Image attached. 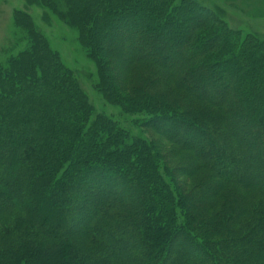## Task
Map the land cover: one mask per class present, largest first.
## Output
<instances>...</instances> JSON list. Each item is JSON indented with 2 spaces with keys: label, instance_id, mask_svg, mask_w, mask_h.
<instances>
[{
  "label": "trees",
  "instance_id": "trees-1",
  "mask_svg": "<svg viewBox=\"0 0 264 264\" xmlns=\"http://www.w3.org/2000/svg\"><path fill=\"white\" fill-rule=\"evenodd\" d=\"M114 1L61 0L68 19L61 16L89 45L104 98L148 111L144 126L164 124L155 131L189 164L166 167L169 183L151 144L93 115L77 77L26 19V49L0 61V264H166L178 238L195 256L176 253L174 264H264V179L253 174H264V43L223 31L214 10L194 1ZM144 21L154 30L120 62L118 79L131 73L135 82L122 97L101 64L99 34L125 38ZM163 24L184 47L161 46ZM107 49L118 59L119 47ZM194 81L212 86L208 94L195 93ZM221 81L228 85L216 93ZM202 137L212 147L213 137L222 140L218 155L196 144ZM7 183L13 197L4 196ZM113 187L134 198L111 196ZM72 217L84 218L80 228L65 225Z\"/></svg>",
  "mask_w": 264,
  "mask_h": 264
},
{
  "label": "rangeland",
  "instance_id": "rangeland-1",
  "mask_svg": "<svg viewBox=\"0 0 264 264\" xmlns=\"http://www.w3.org/2000/svg\"><path fill=\"white\" fill-rule=\"evenodd\" d=\"M181 1L183 0H174L173 4H181ZM190 1H194L198 4H204L210 9H213L218 20V26H220L221 29L226 28L228 32L237 34L236 36H238V38L240 39L248 38L247 42L253 41V38H256L262 44L264 43V0ZM97 3L103 4V6L105 5L104 1H98ZM63 10L64 7L62 6L61 0H0V61L4 62L9 56H15L22 50L26 49L29 40H27L26 38L27 32L25 29L24 21L26 19H29L34 25L35 29L39 31L40 34L47 40L50 48L58 54L62 64L66 68L72 70L74 75L77 77L82 86V89L87 95L90 105L92 106L93 115H103L109 120L115 122L120 127L127 130L130 137L138 139L140 138L145 140L148 145L151 144V150L159 160V171L161 172L163 177L170 183V180L168 178L169 173H167L166 167L169 168L168 171L174 172L180 171L181 168L187 167L189 164L188 161H190L188 159L187 153H184L177 149L176 146L171 144V142H169L165 136L160 134L161 132L155 131H160L161 129H163L162 127H164V124L156 123L154 128L155 130H152L153 127L151 128V126L153 125L151 123H148L149 125L147 124V127L144 126V124L147 123V120L151 117L148 111H125L123 109L124 107H122V103H112L104 98L99 88L100 77L98 65L90 55L91 53H89L90 47L82 40L77 29L78 27L72 22L66 21L63 18H66L67 16V14L63 13ZM61 14L65 16L62 17ZM151 25L152 24H148L144 21L140 24V26H137L136 28L131 27L132 34L129 35L126 32L127 34L125 35L127 37H116L119 40H116L115 37H111L109 34L107 35L106 31H102L99 34L101 36H104L103 40L106 41L105 43L101 44L102 49L105 51L101 56L102 59H100L101 64L105 60L106 64L103 65H105V69L108 71V75L113 74L117 76L113 78V83H115L116 87H118V90L120 91L122 97H128L131 95V89L134 86L135 82L132 77L133 74L130 73L129 69L127 70L126 74L128 76L130 73V75L128 76V79L125 76L127 79L125 82L118 79V76L120 77L121 73H123L122 71H119L122 67L120 62L128 61L134 56L135 52L133 51V47L136 44L143 42V38L140 33H148L152 31L151 28L153 29L154 27H152ZM169 25L163 24L162 31L165 34H168L169 37L167 39L161 40L160 44L161 46L166 47L167 50H171L172 47L174 48V46L181 49L182 47H184V44L182 45L181 43L177 45L178 37L175 35L173 27ZM187 25V23L183 22L180 24V27L178 28L180 33L187 32ZM155 26L156 28H158L157 25ZM207 36H212V33L209 35L207 34ZM108 45H111L113 47L116 45L117 47H119L120 52H117L119 54L117 56L118 59L114 60V58L109 56L110 54H112V52L110 51V49H107ZM149 45L155 46L156 44L153 42H150L149 44L147 43V46ZM150 54H153V52H151ZM162 61L164 65L169 63L168 58L163 59ZM171 68H174L178 75H185L186 71L184 65H177L175 62L174 66H172ZM216 70L221 71V68L217 67ZM226 84H224L223 82L222 84H220L219 82L218 86L214 88L216 90V93L218 89L226 86ZM191 85L195 93H197L198 95H207L209 89H211L212 87L208 84H204V86H202V83L195 81L192 82ZM232 90L233 93L231 96L233 97L235 95L234 88ZM230 98L231 97L229 96V100ZM148 126H150V128H148ZM174 137L177 138L176 136H171V138ZM213 139L215 140V147H212L207 138L203 137L199 140L197 139L198 143H196L203 144L206 147V153L212 157L219 154V152L221 151L220 146H222V140L219 137H213ZM188 144L191 143L189 142ZM257 146L260 145L257 144ZM257 146L256 148H258ZM223 149L228 150V147L226 146ZM179 174L174 173V177H176L177 181L180 182V184L182 183L183 185L184 183V187L186 189L189 188L191 186L190 182H188L187 180L185 182L184 178H182ZM253 174H258L261 179H264V174H261V171L257 169ZM257 182L260 183V179L257 180ZM6 186L8 195L4 196L13 197L15 193L13 192V187H16V185L7 183ZM72 189V187L66 185L63 188L66 193ZM127 190L128 189H123L122 191V189L113 187L111 189H108V193H110L111 196L120 195L126 200L131 196L134 198L133 195L130 196V192ZM190 199L191 201L194 200V198L191 197ZM61 201L62 203L66 202V200L64 199H62ZM83 219V217H72V220L70 222L66 223V221H64V223L65 225H72L75 228H80ZM58 227L60 226L58 225ZM181 245V239L179 238L173 242L172 249L175 252L168 255L166 264H174L176 253L185 252L188 253L187 255L189 256H195V254H193V251L191 252V250H188L186 247Z\"/></svg>",
  "mask_w": 264,
  "mask_h": 264
}]
</instances>
